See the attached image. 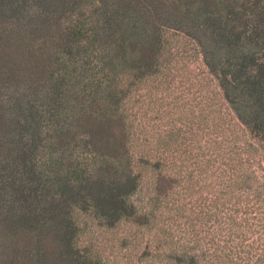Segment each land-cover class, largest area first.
<instances>
[{
    "label": "trees",
    "instance_id": "obj_1",
    "mask_svg": "<svg viewBox=\"0 0 264 264\" xmlns=\"http://www.w3.org/2000/svg\"><path fill=\"white\" fill-rule=\"evenodd\" d=\"M181 39L236 122L208 222L240 234L204 264H264V0H0V264H99L77 217L141 218L138 92L175 79Z\"/></svg>",
    "mask_w": 264,
    "mask_h": 264
},
{
    "label": "rangeland",
    "instance_id": "obj_2",
    "mask_svg": "<svg viewBox=\"0 0 264 264\" xmlns=\"http://www.w3.org/2000/svg\"><path fill=\"white\" fill-rule=\"evenodd\" d=\"M174 44L179 48L175 79L138 92L140 102L145 100L140 104L144 128L133 147L140 175L133 201L141 218L109 229L86 215L77 217L78 247L99 264H187L190 255L204 264L220 251L212 242L218 234H240L236 226L220 224V216L216 220L213 214L208 222L220 189L214 159L220 150L229 151L221 132L233 136L235 117L187 41ZM142 158L147 166L138 163Z\"/></svg>",
    "mask_w": 264,
    "mask_h": 264
}]
</instances>
